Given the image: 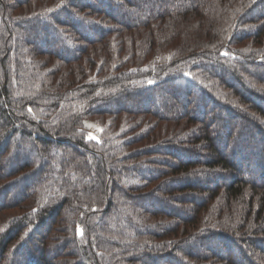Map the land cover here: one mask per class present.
Listing matches in <instances>:
<instances>
[{"label": "trees", "instance_id": "1", "mask_svg": "<svg viewBox=\"0 0 264 264\" xmlns=\"http://www.w3.org/2000/svg\"><path fill=\"white\" fill-rule=\"evenodd\" d=\"M0 264H264V0H0Z\"/></svg>", "mask_w": 264, "mask_h": 264}, {"label": "rangeland", "instance_id": "2", "mask_svg": "<svg viewBox=\"0 0 264 264\" xmlns=\"http://www.w3.org/2000/svg\"><path fill=\"white\" fill-rule=\"evenodd\" d=\"M85 125H86L87 130H88V138L91 140H95V141L99 140L100 134H101V128H100L99 123L95 120H87L85 122ZM90 137H92V138H90ZM16 261H18V262L20 261V263H21V259L19 257H18V260H16Z\"/></svg>", "mask_w": 264, "mask_h": 264}, {"label": "snow or ice", "instance_id": "3", "mask_svg": "<svg viewBox=\"0 0 264 264\" xmlns=\"http://www.w3.org/2000/svg\"><path fill=\"white\" fill-rule=\"evenodd\" d=\"M60 5H58V7H59ZM90 138H92V137H90Z\"/></svg>", "mask_w": 264, "mask_h": 264}]
</instances>
